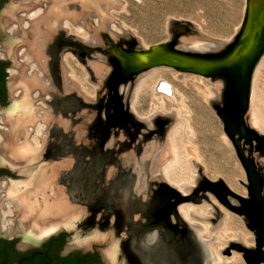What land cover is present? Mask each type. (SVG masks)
Segmentation results:
<instances>
[{
    "label": "water",
    "instance_id": "1",
    "mask_svg": "<svg viewBox=\"0 0 264 264\" xmlns=\"http://www.w3.org/2000/svg\"><path fill=\"white\" fill-rule=\"evenodd\" d=\"M124 3L123 0H87L84 15L92 36L88 39L67 36V28H61L49 40L46 52L54 83L60 82L61 87L62 56L65 51H71L86 64L97 83L98 94L70 95L61 101L63 125L53 130L39 162L63 157L74 159L72 170L58 179L65 184L69 200L80 203L81 228L86 232L121 233L124 264H127L126 247L133 253L139 251V241L143 242L144 257L159 258L161 264H212L211 244L178 211L183 201L206 202L217 215L216 219L211 218L215 223L222 214L208 192H213L220 203L241 215L256 234L257 246L229 240L221 252L230 254L229 248H232L244 255L248 264H259L264 261L261 249L264 245V212H261L264 165L257 167L252 153L264 155V135L248 127L245 116L250 109L252 75L264 55V0H248L242 25L225 42L198 33L187 22L172 20L171 39L148 50L111 15V10H121ZM111 23L116 25L114 30ZM117 28L122 32L118 33ZM162 67L180 70L179 78L191 72L211 80L216 98L210 104L244 164L249 183L240 182L248 188V198L230 190L221 178L209 181L203 167L197 186L183 195L153 175L149 164L138 156L137 142L150 128L147 118L138 116L132 103L139 83ZM120 95L122 103L117 105ZM107 102L109 111L105 107ZM235 134L240 137L236 139ZM241 140H244V149L249 148L248 158ZM15 169L19 171L18 167ZM21 177L17 173L13 176ZM153 201L160 218L157 224L149 217L154 212L150 210ZM166 223L172 228L173 242ZM58 233L71 235L69 229L61 228L44 239L49 240Z\"/></svg>",
    "mask_w": 264,
    "mask_h": 264
},
{
    "label": "rangeland",
    "instance_id": "2",
    "mask_svg": "<svg viewBox=\"0 0 264 264\" xmlns=\"http://www.w3.org/2000/svg\"><path fill=\"white\" fill-rule=\"evenodd\" d=\"M12 1L13 3H18L23 0H7V2L1 7L0 14ZM123 1H125L123 8L121 10H111V15L115 19L121 21L124 29H128L133 36L138 38L142 46H150L155 43H162L169 37H172L169 35L170 33L168 31V26L171 24L172 20L187 22L191 24L198 33L213 40L227 41L234 37L240 24L242 23L245 15L246 4V0ZM72 8L74 9V7ZM18 15H26V12L20 11ZM113 24L115 25V23ZM113 24L111 23V28L114 30L116 25L114 27ZM6 31L9 33V27H6L5 31L3 32L5 33ZM116 31L121 33L122 29L117 28ZM4 33L0 34V39L2 40H4L5 36L7 35ZM66 35L72 36L73 34L66 31ZM23 48V44L17 45L16 47V51L18 50L17 55L19 62H23L20 52ZM65 55H68L70 67L68 66V70L64 69L62 63L63 60H61V87L59 95L56 98L57 103L60 104L64 98L70 95L95 96L98 94L97 83L93 80L92 76L87 70L86 64L71 51H65L62 59ZM13 64L14 63L12 61V65H10L11 68L13 67ZM71 69L73 71H71ZM28 72H30V70H28ZM163 72L161 75L155 77L154 80L152 79L149 83H147L146 86H144L143 91L141 89H137L136 97L134 99V101H136V106L134 105V107L132 103L133 110L138 114V116L146 117L147 121L157 109L166 110V112L159 111L152 120L150 119V121H148L150 129L140 136V139L136 145L138 156L145 163L149 164V169L153 174L152 167L154 159L159 157L158 154H160V151L163 149L165 150L167 147L170 134L169 132L171 128H173V126L179 122V117H181L184 119V121H188V123L193 126V131L190 133L192 135L186 134L182 124L176 134L175 140L179 146H181L182 142H185V140L192 143L193 146H196L198 149V156L200 158V161L196 162L198 165V173L201 167H203V173L209 181L214 182L221 178L230 190L234 191L240 196L248 198V189L240 182V180H242L245 184H248L246 170L244 169V166L237 155L232 140L230 137H228L223 127L220 117L210 104V100L212 98H216V93L213 92V96L210 97L205 93V91H203V89L198 86L200 83L199 85H203L211 90V80L202 79L199 75L191 73H186L183 78H179L181 73L176 70H163ZM160 78H166L172 82L175 92L173 97L168 98L155 93L154 88L158 79ZM71 81H74L76 85H79V90L77 88L72 89L70 87ZM53 93V91L50 92V98L49 95H46V97L44 95L45 98L48 97L51 99V101L49 100L48 103L52 106L54 98L52 99L51 97H56ZM37 97L39 99L37 100V104L34 106V108L39 109L45 105V102L42 100V98L40 99L39 96ZM13 102L14 101L12 100L11 103H9V106ZM251 102L252 98H250V103ZM253 108H255L259 115V122L257 125L250 127L258 134L264 135V61L260 65V69L255 80ZM41 112L42 111H39V114H41ZM248 118L250 119L251 115L248 116ZM249 119L248 122H250ZM41 125H43V128L45 129L48 127L46 124L44 125L43 121L38 119L29 128L30 130L27 129L25 131V137L23 139H26L29 143H35L37 131ZM61 125H63V116L61 110L58 109L56 111L55 107H53V118L48 127V133L46 134L47 136L45 138L46 147L51 138L53 130L57 126ZM7 135H9V133ZM42 139L38 138V142H43ZM153 143L155 144V151L152 155L148 156L146 154V150ZM168 149L170 150L171 146H169ZM163 155V157L166 159L170 157L169 151L168 154L163 153ZM181 155L183 156L184 164L181 168H179L178 171L184 175V173L188 172V164L185 159V154L181 153ZM253 156L257 166H260L261 164L264 165V155H257L255 152H253ZM35 164H37V166H35ZM208 164L211 166L209 171L205 169ZM19 166H21V164H19ZM34 166L35 167H33L31 173H35L36 177L38 174L43 173L45 177V180L43 179V181L46 183L45 185H42V187H37L36 183L33 185V190L35 192L33 191L31 195V201L38 212L44 203L45 197H49L48 201L51 203L56 199L66 198L67 200L65 199V201H68V203L71 204V207L80 208L79 202H72L69 200L65 184L60 182L58 179L61 174L72 170L74 166L73 158L63 157L43 162H39L37 160L35 161ZM16 173L18 175H22V177H12L14 181H27L29 179L28 174L30 171H18ZM155 176L163 179V181L166 184H169L172 188L179 190L176 185L169 182L163 175H161V173H158ZM195 185L197 186V184ZM208 194L214 205L217 206L222 214L215 223L211 221V218L216 219L217 215L214 212L211 204L206 202L195 203L191 201H183L179 204L178 211L182 214V217L185 221L199 228L202 232L201 237L206 242L211 244L212 256L214 255L217 259H214L212 264H248V261L244 255L235 249L229 248L230 254L221 252L228 246V241L231 240L228 238L227 232L244 231L248 234V236L252 235V233H249L250 230L247 227L245 219L235 211L220 203L213 192H208ZM180 205L194 206L195 210H197V216L200 218L197 217V219H193L194 217L188 214L187 216H184L181 212ZM18 209H20V207ZM36 210L34 212H37ZM9 218L12 217L7 215L4 220L8 221ZM21 219L22 216L20 215L17 218V226L19 220ZM223 223L225 226H223ZM204 226H206V228L209 230H205ZM79 228V230H82L80 224ZM98 231L106 233L105 231ZM69 232H71V235L67 237V242L71 243L70 248H84L86 250L96 249L104 256L108 250L107 248H110L109 246L112 244L111 241L118 240L117 243L120 249V260L123 262V256L120 247L122 238L121 233H109V237L105 241H94L91 246H87L86 248V245L80 246L75 241H73V239H70L76 234L74 230H69ZM82 232L85 233L86 231L82 230ZM237 240L242 241L246 245L243 239L237 238ZM113 244H116V242H113ZM259 264H264V262H260Z\"/></svg>",
    "mask_w": 264,
    "mask_h": 264
},
{
    "label": "bare ground",
    "instance_id": "3",
    "mask_svg": "<svg viewBox=\"0 0 264 264\" xmlns=\"http://www.w3.org/2000/svg\"><path fill=\"white\" fill-rule=\"evenodd\" d=\"M86 1L87 0H23L18 3H13L12 1L0 14V34L4 33L3 31H5V27L8 24H12L10 32L6 35L2 45L6 56L14 63L10 87L12 90L16 91V95L13 94L11 96V101L13 100L14 102L7 109H5L4 112L6 114V119L10 123L11 130L4 144L0 146V152L2 154H7V156H11L12 163L18 167L20 172L30 171L28 174L29 179L27 181H12L8 186L7 192L14 206L11 210H9V213H13L16 219L20 215L22 216V219L18 222V229H21L25 237L33 242L41 241L58 229L66 228L76 232L75 236L72 238L73 241L80 246L86 245L87 248V246H91L94 241H105L109 237V233H102L98 230L84 233L82 230H79V214L81 208L71 207V204H69L68 201H65L66 198H59L51 203L48 201L49 197H45L44 203L42 202L43 207L41 206V209L38 212L31 201V195L34 191L33 185L36 183L37 187H42V185L46 184L43 181V179L45 180L43 173L38 174L36 177L35 173L33 174L31 172L33 167L37 166V164L34 166L35 161H39L41 159L42 154L46 149L45 138L48 133V127L53 118L52 107L48 103V98L44 97L45 94H50L52 89L55 88L48 66L46 47L54 32L61 28H67L68 32L84 39H88L92 36L91 26L84 15ZM247 5L248 0H246L245 4V13ZM72 7H74V9ZM20 11L26 12V15H18ZM170 25L171 24L168 26L169 35H171ZM122 28L124 29L123 26ZM170 39L171 37L162 43H155L150 46L142 47L148 50L151 46L166 43ZM20 44L24 45V48L20 51L23 62L18 61V50L16 51L17 45ZM62 60L64 69L68 70V66L70 65L68 55H65ZM263 61L264 55L261 57L260 62L255 66L252 75L250 92L252 102L250 103L249 112L245 116L248 127L257 125L259 122V115L255 108H253V99L255 94V80ZM28 70H30V72H28ZM163 70H176L181 73V71L176 68L162 67L143 79L139 83L137 89H141L143 91L144 86H146V84L152 79L154 80L155 77L161 75ZM71 71L73 70L71 69ZM191 74L199 75L197 73ZM199 76L202 79H208L202 75ZM199 84L198 86L203 89L207 95L210 97L213 96L214 91L212 88L209 90L205 86ZM70 87L72 89L80 88L78 84L76 85V83H74V81H71ZM53 90H56V88ZM34 91H37L39 94L37 93L36 96H33ZM154 91L156 94H160L168 98L175 95L174 85L166 78L158 79ZM37 96H39L40 99L42 98L45 102V105L39 109L34 108L37 104V100L39 99ZM135 102L136 101L133 102V106L135 105ZM39 111H42L41 114H39ZM159 111L166 112L165 109H157L155 113L150 116L148 121H150V119L152 120ZM250 115L251 118L249 119L248 116ZM179 118V122H177V124H175L169 132L170 134L167 147L165 150L163 149L160 151V154H158L159 157L154 159L152 172L154 175L161 173V175H163L169 182L176 185L184 195H187L190 193L192 188L196 187L195 184L198 183L199 173L197 171L198 165L196 162L200 161V158L198 156V149L196 146H193L192 143L187 140L182 142L181 146L177 145L175 137L182 124L186 134L189 135L193 131V126H191L188 121L186 122L181 117ZM38 119L43 121L44 125L46 124L48 127L45 129L43 128V125L40 126L35 138L36 142L32 144L23 138L25 137V131L29 129ZM248 119L250 122H248ZM235 135L236 139L240 137V134ZM38 138H43V142H38ZM240 142L242 150L248 158L249 148L244 149V140H241ZM169 146H171L170 150L168 149ZM154 151L155 144L153 143L147 148L146 154L148 156L152 155ZM168 151L170 157L168 156L169 158L166 159L163 157V153L168 154ZM181 153L185 154V159L188 164V172L184 173V175L178 171L184 164V159ZM19 164H21V166H19ZM210 167V164H208L205 169L209 171ZM247 181L249 183L248 178ZM37 187L35 188L38 189ZM19 207L20 209H18ZM180 209L184 216H187L188 214L194 217L193 219H197V217H199L197 216V210H195L194 206L180 205ZM35 210L37 212H34ZM223 226H225V224ZM204 228L205 230L208 229L206 226H204ZM248 229L250 230L249 233H252V235L248 236V234L244 231H237L227 232V236L231 240H237V238L243 239L246 245H249V247H255L257 246L256 234L249 227ZM8 231L16 233V230L13 228H10ZM117 241H111L112 244L109 246L110 248H107L108 250L106 251L105 256L111 264H124V259L123 262L120 260V249ZM113 242H116V244H113ZM261 249L264 251V245ZM213 257L217 260L214 255Z\"/></svg>",
    "mask_w": 264,
    "mask_h": 264
},
{
    "label": "flooded vegetation",
    "instance_id": "4",
    "mask_svg": "<svg viewBox=\"0 0 264 264\" xmlns=\"http://www.w3.org/2000/svg\"><path fill=\"white\" fill-rule=\"evenodd\" d=\"M5 1L6 0H0V9ZM11 25L12 24L6 26L9 27V32ZM6 33H8V31H6L4 34ZM2 43L3 40L0 39V146L4 144L8 136L7 134L10 133L11 130L10 123L6 119V114L4 112L5 109L8 108L9 103H11V96L13 94L16 95V91L12 90L10 87L14 64L11 68L10 65H12V61L6 56ZM55 83L53 80L56 90H53L55 89L53 88L52 91L56 97H51L54 99L53 106L51 104L50 105L52 110L53 107H55V110L57 111L60 109V106L56 101V98L60 92V82L57 83L55 81ZM36 95L37 92L34 91L33 96ZM46 95H49V98L51 96L50 94H45V97ZM118 97L119 101H117V105L122 103V96L120 95ZM49 98L48 100L51 101ZM108 103L109 102H107L105 105L106 111H109ZM58 151H60V148H58ZM257 167L255 168L256 172H258ZM15 168H17V166L12 163L11 156H7V154H2L0 152V264H111L106 256L102 255V253L96 249L86 250L84 248H70L71 243L67 242V236L65 233H58L57 235L52 236L49 240H41L36 242H33L25 237L21 229H18L19 226L16 225L17 219L14 217V214L9 213V210H11L14 206L11 202L10 196L7 194V189L9 184L14 181L12 177L16 175ZM258 177L260 179L261 175H258ZM261 195L264 198V179L263 188H261ZM156 209L157 207L155 201H153L152 205H150V210H154V212L151 213L149 217L154 218L153 221L157 224L160 218L158 217ZM261 212H264V208L261 210ZM7 215L12 218H9L8 221H5L4 218ZM252 224L253 223L251 222V225ZM10 228L16 230V233L8 231ZM167 228L169 229L168 231L172 233L171 226L167 224ZM172 238H174L173 233L171 234V242H173ZM138 245L139 251L134 253L133 251H129L125 246V257L127 264H161L159 258H151L150 255L148 257H144L145 255L142 252V249L144 248L142 241H139ZM132 247L134 246H131V248Z\"/></svg>",
    "mask_w": 264,
    "mask_h": 264
}]
</instances>
